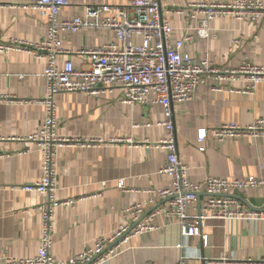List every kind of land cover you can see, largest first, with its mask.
Returning <instances> with one entry per match:
<instances>
[{
  "label": "crops",
  "instance_id": "obj_1",
  "mask_svg": "<svg viewBox=\"0 0 264 264\" xmlns=\"http://www.w3.org/2000/svg\"><path fill=\"white\" fill-rule=\"evenodd\" d=\"M131 0H69L61 21L85 15L91 6H127ZM234 0H160L163 10H174L170 21L173 39H193L185 53L194 60L206 57L217 69H237L244 63L264 68V17L255 23L228 17L210 23L211 37L195 35L192 4H229ZM264 3V0H262ZM32 0H0V41L38 42L45 34L47 20L31 9ZM182 10L183 13H176ZM63 47L72 53L100 48L115 42L114 32L86 28L62 34ZM71 60L77 69H89L82 56L58 57L59 67ZM47 59L24 52L0 53V264L5 259L38 256L42 218L41 195L24 187L42 180L43 161L36 145L27 141L41 126L46 111L44 74ZM223 91L211 83L201 87L195 99L173 108L175 138L180 160L190 169V178L201 182L209 177L228 179L254 176L264 178V139H230L218 142L211 131L237 123L248 127L264 119V82L246 95V82L223 83ZM118 87L105 96L63 93L56 96L61 136L91 146L73 145L60 149L57 158L58 199L74 204L60 207L54 221L52 254L67 261L110 239L121 227L132 228L126 208L149 198L148 190L169 187L172 180L160 171L166 152L155 150V142L168 131L160 105H128ZM208 130L204 143L199 131ZM204 148L203 151L201 149ZM124 181L126 191L118 187ZM253 211H264V189L236 195ZM200 196V201L205 200ZM157 200L144 216L165 206ZM200 208V202L197 204ZM199 211V210H197ZM196 211V212H197ZM154 229L131 237L121 253L104 264H178L183 253L190 264H260L264 258V220L209 219L201 235L183 238L178 221L165 214L155 217ZM182 248H177L178 245Z\"/></svg>",
  "mask_w": 264,
  "mask_h": 264
},
{
  "label": "built area",
  "instance_id": "obj_2",
  "mask_svg": "<svg viewBox=\"0 0 264 264\" xmlns=\"http://www.w3.org/2000/svg\"><path fill=\"white\" fill-rule=\"evenodd\" d=\"M68 4L69 0H32L31 9L38 11L47 20L44 37L38 42L17 39L0 41V53L24 52L37 59H47L44 74L46 95L41 102L46 116L40 128L27 138V141L36 145L42 156L43 177L41 181L24 187L26 192L37 193L45 198L43 204L38 206L42 218L40 249L35 258H8L4 263L104 264L117 257L122 251V245L131 237L154 229V219L160 214L178 221L183 238L200 236L209 219L264 220V211H253L234 197L241 192L264 189V178L209 177L201 182L190 178L189 167L179 158L173 114L175 105L192 102L201 87L209 83L214 90L223 91V83L232 84L243 80L247 88L242 93L252 94L256 86L264 82V68L244 63L237 69H217L207 57L202 60L192 59L185 53V48L193 36L189 35L184 40L173 39L174 27L169 15L174 10H163L160 0H131L127 6H91L86 8L83 17L61 21V11ZM190 7L191 17L195 20V35L202 40L211 37L210 23L216 19L231 17L257 23L264 17L262 0L192 4ZM176 13L183 11L178 10ZM86 28L111 30L116 41L100 48L82 49L74 53L65 50L62 34L76 33ZM66 54L84 57L90 68L77 69L71 60L60 68L58 57ZM118 87L123 89L124 104L163 107L165 121L160 125L167 129L168 136L155 142L152 147L166 152V163L160 173L168 176L172 183L166 188L148 190V199L126 208L125 213L132 217L134 225L137 224L133 230L128 226L121 227L110 239H100L95 247L87 248L70 260H58L52 254L56 211L60 207L74 204L71 201L63 202L57 196L58 153L67 146H91L92 141L82 142L59 134L56 96L63 93L105 96ZM208 133L207 129L199 131L200 143L206 141ZM211 134L218 142L264 139V119L248 127L237 123L221 125L212 130ZM1 141L3 138H0ZM118 187L126 191L123 180ZM201 195L206 197L204 201H200ZM157 200L168 202L144 216L146 208L155 206ZM117 241L118 244L111 247ZM177 248H182V245ZM190 261L191 257L183 253L178 264H190ZM259 263L264 264V258Z\"/></svg>",
  "mask_w": 264,
  "mask_h": 264
},
{
  "label": "water",
  "instance_id": "obj_3",
  "mask_svg": "<svg viewBox=\"0 0 264 264\" xmlns=\"http://www.w3.org/2000/svg\"><path fill=\"white\" fill-rule=\"evenodd\" d=\"M235 198H237L238 200H241L239 197H237V196H234ZM144 219V218H143ZM137 225V224H136ZM136 225H134L132 228H131V230H133L135 227H136ZM130 230V231H131ZM120 241V240H119ZM119 241H117L115 244H113L111 247H113L114 245H116V244H118V242Z\"/></svg>",
  "mask_w": 264,
  "mask_h": 264
}]
</instances>
